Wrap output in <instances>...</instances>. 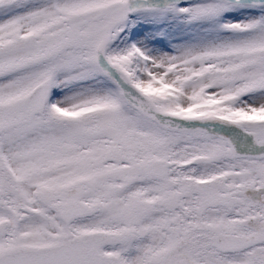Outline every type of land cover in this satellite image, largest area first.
I'll use <instances>...</instances> for the list:
<instances>
[{
    "label": "snow or ice",
    "instance_id": "6c2138e0",
    "mask_svg": "<svg viewBox=\"0 0 264 264\" xmlns=\"http://www.w3.org/2000/svg\"><path fill=\"white\" fill-rule=\"evenodd\" d=\"M0 264H264V0H0Z\"/></svg>",
    "mask_w": 264,
    "mask_h": 264
}]
</instances>
